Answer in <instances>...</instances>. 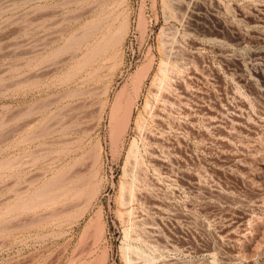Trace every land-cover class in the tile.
Returning <instances> with one entry per match:
<instances>
[{
  "label": "rangeland",
  "instance_id": "1",
  "mask_svg": "<svg viewBox=\"0 0 264 264\" xmlns=\"http://www.w3.org/2000/svg\"><path fill=\"white\" fill-rule=\"evenodd\" d=\"M0 264H264V0H0Z\"/></svg>",
  "mask_w": 264,
  "mask_h": 264
},
{
  "label": "bare ground",
  "instance_id": "2",
  "mask_svg": "<svg viewBox=\"0 0 264 264\" xmlns=\"http://www.w3.org/2000/svg\"><path fill=\"white\" fill-rule=\"evenodd\" d=\"M122 100H123V95L119 96L118 101H117V103H116V105L114 107V114H113V118L114 119L119 116L120 110H122Z\"/></svg>",
  "mask_w": 264,
  "mask_h": 264
}]
</instances>
